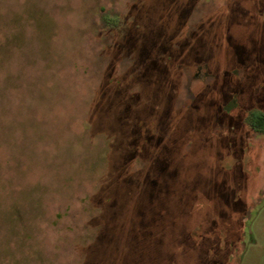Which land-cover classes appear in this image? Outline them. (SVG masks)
<instances>
[{"label": "rangeland", "instance_id": "1", "mask_svg": "<svg viewBox=\"0 0 264 264\" xmlns=\"http://www.w3.org/2000/svg\"><path fill=\"white\" fill-rule=\"evenodd\" d=\"M264 0H0V264H264Z\"/></svg>", "mask_w": 264, "mask_h": 264}, {"label": "trees", "instance_id": "2", "mask_svg": "<svg viewBox=\"0 0 264 264\" xmlns=\"http://www.w3.org/2000/svg\"><path fill=\"white\" fill-rule=\"evenodd\" d=\"M247 120L254 130L264 133V112L263 111H260L257 109L250 111Z\"/></svg>", "mask_w": 264, "mask_h": 264}]
</instances>
